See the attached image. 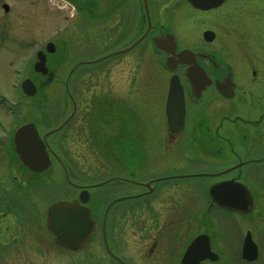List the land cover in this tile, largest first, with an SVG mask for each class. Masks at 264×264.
<instances>
[{"label":"flooded vegetation","instance_id":"af4514ba","mask_svg":"<svg viewBox=\"0 0 264 264\" xmlns=\"http://www.w3.org/2000/svg\"><path fill=\"white\" fill-rule=\"evenodd\" d=\"M44 1L0 0V49L3 52H12L11 46L17 39L14 23H35L31 11L42 4L49 6ZM50 3L67 13L65 21L77 16L76 24L66 26L63 31L66 34L49 39L38 52L25 55L21 68L14 70L19 78V83L13 86L18 91L16 100H6L7 95L0 94V112L13 117L7 124L0 119V147L5 146L2 152L6 156L13 155L21 168L10 177L15 183L0 184V204L6 208H0V264H197V258L185 260V256L192 242L201 235L210 237L212 252L219 259L214 262L208 259L200 264H236L235 256H240L244 264L257 263L264 247L263 67L260 71H252L244 83H240L231 63L221 52L208 47L216 40L212 43L205 41L204 34L210 30L203 31L196 41L184 46L176 29L177 14L174 11L185 6L197 13H209L195 8L188 0H50ZM24 4L28 8L24 9ZM227 4L243 6L242 0H225L222 7ZM45 9L54 15L51 19L54 23L56 9ZM123 28L127 30L124 32ZM104 30L112 31V35L121 39L108 44L110 47L106 51L82 55L84 49H90L88 39ZM171 36L176 47L169 43ZM154 39L164 42V48L173 55L185 50L196 55L204 54L205 58H197V64L205 72L206 77L201 73L205 84L191 71L194 66H184L177 57L171 59L158 51ZM51 44L54 45L53 53L48 52ZM42 54H45L48 68L45 75L36 69ZM152 57L155 66H162L164 60L166 65L169 61V65L176 69L172 75L179 77L186 99L184 132L181 136H174L169 130L166 94L163 117L156 126L159 140L143 141L140 143L142 147H138L139 152L146 154L145 166L135 168L131 162L122 168L105 164L102 160L104 154H121L117 148L103 143V135L119 143L124 142L125 132L129 138L135 134L147 137L154 134L148 123L136 127L133 118L129 120L130 109L134 113L133 82L146 73V61L153 60ZM112 60L118 62L110 69L111 93L93 101L91 120L84 116L89 122L82 127L75 126L99 156L98 178L75 180L68 171L69 154L66 151L72 127L80 114L74 92L77 84L74 83L84 68ZM189 75L195 89L201 91L199 97L195 95ZM121 76H129L128 86L131 85L123 99L112 90L122 80ZM28 79L38 90L33 97L23 91ZM229 81L234 86L229 87ZM60 88L66 94L64 117L55 125L52 121L54 102L49 93ZM113 103H118L115 108L122 113V123H118L116 131L111 128L113 124L104 129L96 124L97 118L92 120L95 111L98 117L102 105L109 111ZM20 104L28 106L31 119L16 124ZM30 124L36 126L48 154L61 160L70 176L68 179L63 167L55 160L61 169L58 194L54 193V180L36 177L17 158L15 135ZM61 126V130L54 132ZM59 150L63 151L65 158ZM81 177L85 178L83 173ZM195 178L202 183L206 200L193 190ZM220 182L247 188L251 208L249 205L247 212L237 213L228 206L222 209L213 204L208 192L212 185ZM82 196L83 199L89 198L88 208L96 227L89 242L73 250L54 241L47 228L48 212L57 203H81ZM235 200L242 201L237 197ZM11 203L16 205V214L5 206ZM28 212L41 216L43 227L27 225L21 216ZM37 236L45 237V240L42 238V243L36 242L39 241ZM248 236L258 249L255 262L244 259Z\"/></svg>","mask_w":264,"mask_h":264},{"label":"rangeland","instance_id":"374dc122","mask_svg":"<svg viewBox=\"0 0 264 264\" xmlns=\"http://www.w3.org/2000/svg\"><path fill=\"white\" fill-rule=\"evenodd\" d=\"M44 2L49 3V6L42 4L37 9H32L31 11L33 13V19L36 21L35 23H14L16 26L14 36L17 39L11 46L12 52L7 54L0 49V94H6L9 100L17 99L16 92L18 91L13 86L19 83V78L16 77L14 70L15 68H21V63L27 56L26 54L30 52H38L41 46L49 39L66 34L63 33L66 29L65 27L68 25L73 26L77 22V16L75 18H71L70 21H65L66 12L61 9L59 10L57 6H52L53 3H50V0H45ZM242 3L243 6L237 7L232 4H227L226 6L210 11L209 13H197L191 11L185 6L174 11L177 14L176 29L183 45L187 46V44H191L196 41L199 37H201L203 31H213L216 34V40L212 45H208V47L210 49L218 50L223 54L226 60L229 61V63H231V65L235 68L236 78L240 83H244L243 80L248 77L252 71H260L259 69L262 67V70L264 71V0H242ZM52 7L56 9L54 23L51 22L52 16L54 15H52L49 10L45 9H51ZM23 8H28V5L24 4ZM123 23L128 22L127 20H123ZM126 30V28H123L124 32ZM112 34V31L104 30L102 34L96 33L93 35L88 39L90 40V49H84L82 51V55L91 56L95 54H92L94 51L98 52L101 50H108V47H110L107 46L108 44L121 39V37H117ZM98 39L102 40L98 41ZM91 48L94 50L92 51ZM13 54H15L16 57L13 56ZM152 58L154 59V57ZM117 62L118 60H112L108 63L103 62L100 66L94 67V65H91L90 67L84 68L78 74L77 80L74 83L75 85L77 84L74 92L76 94V99L78 100L80 114L77 117V122L72 127L73 132L71 133L72 136L66 151L69 154V156H67V159L69 160L67 162L68 171L71 178L75 180L92 181V179L95 180L98 178L96 171L101 163L99 156L94 153L95 151L89 143H86L84 135L78 133V129H75V126L82 127V125L89 122L88 119L85 120L84 116H87V118L91 120L90 111L94 112V110H92L93 107L91 108L93 101H96L102 95H108L111 93L110 86L112 84L110 81V69L116 67L115 65ZM152 62L153 60L150 61V63H146L148 67L145 69L146 73L142 75L144 77L141 76V78L136 79L133 82L135 84V96L133 99L135 114L129 108V120L133 118L136 123V127H142V125H147L148 123L154 134L148 137L144 134H135L134 137L130 136L129 138V135L125 132L123 134L125 137L124 142L122 141L119 143L108 138L106 134V137L103 135V142H107L109 147L111 146L113 148H117V152L121 154L114 155L112 153L104 155L102 160L105 164H112L115 167L122 168L127 163L131 162L134 164L135 168L140 167V165L145 166L146 154L143 155L142 151L139 152L138 147H142L140 143L143 141L159 140V134L156 126L160 121L159 118L163 117V108L167 94L166 88L169 84L168 81L170 74L168 76L163 75L165 77L162 84L163 88L162 92H159V89L154 85L156 77L153 78V76H162V70L157 71L154 69V71H152ZM149 67H151V70H149ZM121 78L122 80L117 83L116 86H113L112 90L115 91V95L122 96L120 98L123 99L127 97L126 90H128L131 85L128 86L129 76H121ZM80 83L84 84V86H81ZM52 94L49 93V97H52L54 102L52 121L55 125H57L64 117L63 104L66 94L61 88L56 89L52 92ZM88 105L90 107H88ZM115 105L118 106V103H113V106L109 111H106V108L102 105L101 112L98 117L97 112L95 111L92 120L97 118L96 124L98 123L104 129H106V127L109 128L108 126L110 120L111 124H113L111 125V128L116 131V129H118L117 125L120 123L122 113L117 111ZM28 111L29 108L26 104H20L19 115L16 117V124L20 121L25 122L28 119H31ZM107 115H109V118ZM0 119L5 120L7 124L13 120V117L12 115H6L5 113L0 112ZM140 120H144L145 122ZM60 141L61 140H58L57 143H60ZM72 141L74 142L73 144H71ZM4 147H0V184L9 185V183H15L14 179L10 177L17 174L21 168L18 166L13 155L6 156L2 152ZM133 148L136 151V155ZM125 150H128L129 152H126ZM60 154L63 158H65L62 150L60 151ZM157 160L158 158L155 162H157ZM162 162L163 160L161 159V164ZM82 173L85 178L81 177ZM55 179H58L57 175H55ZM196 179L197 178L194 179L195 181L192 184L196 186L193 190L197 191L199 196L202 198L205 196L204 199L206 200L204 189L201 188L202 183ZM59 185L58 180L55 181V185H53L55 186V194L58 192L57 188ZM2 206L3 204H0V208H2ZM5 206L11 210V213H17V208L14 203L5 204ZM21 217H23L24 222L31 226V228H33L34 225L37 227H43L44 225L43 218H41V216L38 217L37 213H34L33 216L32 213L28 212L27 214L24 213ZM36 238L39 239V241L36 242L42 243L43 239L45 240V237L41 236H37ZM260 240L262 241L261 238ZM235 258L236 264H238V261H240V264L242 263L240 256H235ZM242 264H244V262ZM255 264H264V247H262L259 259Z\"/></svg>","mask_w":264,"mask_h":264},{"label":"water","instance_id":"95a60500","mask_svg":"<svg viewBox=\"0 0 264 264\" xmlns=\"http://www.w3.org/2000/svg\"><path fill=\"white\" fill-rule=\"evenodd\" d=\"M191 4L200 10L210 11L220 8L225 0H188ZM205 41L212 43L216 39L215 33L208 31L204 34ZM170 44L176 47V42L173 36L170 37ZM154 47L158 51H162L169 55L171 59L177 57L180 60V64L184 66H194L191 70L197 76L203 79V75L206 77L204 70L197 64V58H205L204 54H194L192 51L185 50L180 54L173 55V52L164 48V42L154 39ZM48 52H54V45L51 44L48 47ZM169 60V59H168ZM169 62V61H168ZM167 62V68L171 72H175L176 69L171 67ZM37 71L47 74L48 68L46 67L45 54L40 56V62L37 66ZM203 73V74H201ZM190 83L194 88L195 95L200 96V90H196L194 87V81L191 75H189ZM230 86L232 82H227ZM218 89L223 93L221 86ZM24 94L29 97H33L37 94L38 90L35 83L28 79L24 82L23 86ZM225 95V93L223 94ZM195 96V97H196ZM227 96V95H225ZM167 119L169 130L173 134L181 136L185 129L186 119V99L184 88L177 75H174L170 81L169 95L167 100ZM62 129V126L55 131ZM177 136V137H178ZM15 149L16 155L20 160L22 166L28 171L36 175H42L49 172L53 168V158L48 154L45 143L41 139L35 125L30 124L23 127L15 135ZM208 196L211 198L213 204L222 209L230 208L232 212L242 213L247 212L252 206L250 199V193L247 188L238 184L220 182L212 185L209 189ZM235 197L242 201H236ZM82 206L77 203H57L51 207L48 216V229L52 235L54 241L66 248L77 250L79 246L87 243L96 227V222L93 219L92 212L86 207L89 202V198H81ZM191 258L196 259L195 263L210 259L211 261H217L219 256L212 252L211 241L208 235L198 236L190 245L187 250L185 260ZM258 258V249L251 237L248 236L245 242L244 259L249 262H255Z\"/></svg>","mask_w":264,"mask_h":264}]
</instances>
